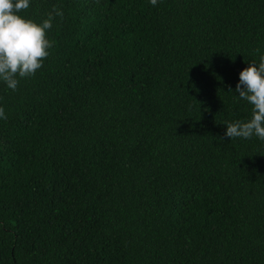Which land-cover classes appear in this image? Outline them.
I'll return each mask as SVG.
<instances>
[{"label": "trees", "instance_id": "obj_1", "mask_svg": "<svg viewBox=\"0 0 264 264\" xmlns=\"http://www.w3.org/2000/svg\"><path fill=\"white\" fill-rule=\"evenodd\" d=\"M53 6L42 68L0 84V264H264V141L224 136L264 0L20 14Z\"/></svg>", "mask_w": 264, "mask_h": 264}, {"label": "clouds", "instance_id": "obj_2", "mask_svg": "<svg viewBox=\"0 0 264 264\" xmlns=\"http://www.w3.org/2000/svg\"><path fill=\"white\" fill-rule=\"evenodd\" d=\"M155 7L158 0H148ZM31 0H0V84L7 90L16 91L20 79L35 75L50 54L53 41L47 33L53 21L63 18V11L53 6L52 11L40 22L21 15L29 9ZM239 72L235 93L238 99L251 106L250 118L225 121L224 136L230 140H249L253 137L264 141V53L258 62L247 63ZM7 119L0 106V120Z\"/></svg>", "mask_w": 264, "mask_h": 264}]
</instances>
